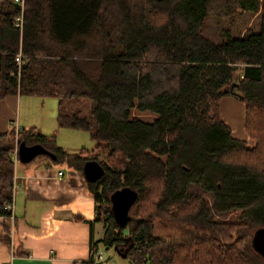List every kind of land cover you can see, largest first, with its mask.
<instances>
[{"label": "trees", "instance_id": "16d2710c", "mask_svg": "<svg viewBox=\"0 0 264 264\" xmlns=\"http://www.w3.org/2000/svg\"><path fill=\"white\" fill-rule=\"evenodd\" d=\"M8 96L55 99L58 126L95 148L69 154L35 128L0 133V217L19 143L40 145L82 175L88 161L103 169L88 183L103 238L78 264L125 239L132 264H264L252 247L264 229V0H1ZM225 97L244 104L248 141L221 121ZM123 188L138 197L117 225L109 197Z\"/></svg>", "mask_w": 264, "mask_h": 264}, {"label": "crops", "instance_id": "0c3cea01", "mask_svg": "<svg viewBox=\"0 0 264 264\" xmlns=\"http://www.w3.org/2000/svg\"><path fill=\"white\" fill-rule=\"evenodd\" d=\"M22 97L8 96L0 100V133L14 129L18 134L35 128L44 136H54L45 134L30 120L19 125L18 108L20 111L22 102L27 103ZM219 111L221 121L232 136L248 141L244 131V104L233 97H225L219 103ZM55 117L53 119L60 128ZM238 125H241L240 129ZM13 160L12 213L9 218L0 217V264H78L88 261L90 246L96 241V202L83 175L65 163L51 161V164L19 166L15 154ZM59 172L63 173L61 180L58 179Z\"/></svg>", "mask_w": 264, "mask_h": 264}, {"label": "rangeland", "instance_id": "374dc122", "mask_svg": "<svg viewBox=\"0 0 264 264\" xmlns=\"http://www.w3.org/2000/svg\"><path fill=\"white\" fill-rule=\"evenodd\" d=\"M250 21L249 25L251 26L254 22H257V18L248 19ZM22 101L27 102V106H32L26 108V104L22 102V106L18 108V117L17 122L22 126L25 121L30 120L32 123H35V126L43 129V132L47 135H54L56 145L61 149L65 150L69 154H76L82 150L91 151L92 148H95V144L90 140L89 136L85 133L75 132L67 129L58 128L53 117L57 114V101L55 99H36V98H27L22 97ZM30 111V113H29ZM21 112V113H20ZM20 115V121H19ZM56 118V117H55ZM141 118L144 121L151 122L154 117L149 115H142ZM241 125H238L240 129ZM39 129V128H38ZM94 150V149H93ZM51 164V161L46 156H38L33 161L27 164ZM19 166H26L27 164L21 163L18 161ZM53 164V163H52ZM56 165V164H55ZM58 165V164H57ZM65 171H69L67 167H64ZM177 228L172 226L170 228H163L162 226L156 225L154 233L157 235H177ZM104 228L101 224L96 225L95 239L100 241L103 238ZM98 252L96 254L97 261H104L106 258L111 256L107 264H127V262L117 256L112 248L106 247L103 249L101 243L98 245Z\"/></svg>", "mask_w": 264, "mask_h": 264}, {"label": "water", "instance_id": "95a60500", "mask_svg": "<svg viewBox=\"0 0 264 264\" xmlns=\"http://www.w3.org/2000/svg\"><path fill=\"white\" fill-rule=\"evenodd\" d=\"M48 155L54 160V156L47 152L42 146H26L23 143H19L16 152V158L19 162L27 164L33 161L38 156ZM103 175V169L95 161H88L83 167V177L87 183H94ZM137 193L129 188H123L113 192L110 197L111 213L113 220L117 225L124 224L129 216L130 209L137 200ZM126 242V239L125 241ZM253 249L264 258V229H259L255 232L252 238ZM117 255L125 260L127 259V252L120 253L116 250ZM110 258H106L104 261H97L95 264H107ZM127 264H132L127 260Z\"/></svg>", "mask_w": 264, "mask_h": 264}, {"label": "built area", "instance_id": "2783aa9c", "mask_svg": "<svg viewBox=\"0 0 264 264\" xmlns=\"http://www.w3.org/2000/svg\"><path fill=\"white\" fill-rule=\"evenodd\" d=\"M14 2H15L16 4H18V5L21 7V9H23L24 0H14ZM22 22H23V20H22V16L20 15V16H18V17L15 19V26H16L17 28L21 29V28H22ZM15 62H16L17 66H18L19 69H20L21 66H22V57H21V54H18V55L16 56V58H15ZM16 152H17V150H16ZM16 152H15V156H16ZM62 177H63V173H62V172H59V173H58V179L61 180ZM5 209H6L7 211H9L10 214H11V213H12V204L7 205V206L5 207Z\"/></svg>", "mask_w": 264, "mask_h": 264}, {"label": "flooded vegetation", "instance_id": "af4514ba", "mask_svg": "<svg viewBox=\"0 0 264 264\" xmlns=\"http://www.w3.org/2000/svg\"><path fill=\"white\" fill-rule=\"evenodd\" d=\"M127 246H128V241L124 243H117L114 246H112V251L117 255L116 250L119 251L120 253L127 252ZM118 256V255H117ZM111 258V256H109ZM127 262V259H125Z\"/></svg>", "mask_w": 264, "mask_h": 264}]
</instances>
